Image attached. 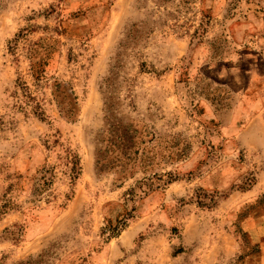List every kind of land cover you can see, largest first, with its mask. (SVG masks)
<instances>
[{"label":"rangeland","instance_id":"obj_1","mask_svg":"<svg viewBox=\"0 0 264 264\" xmlns=\"http://www.w3.org/2000/svg\"><path fill=\"white\" fill-rule=\"evenodd\" d=\"M110 91L163 145L126 178L96 169ZM263 243L264 0H0V264H256Z\"/></svg>","mask_w":264,"mask_h":264},{"label":"trees","instance_id":"obj_2","mask_svg":"<svg viewBox=\"0 0 264 264\" xmlns=\"http://www.w3.org/2000/svg\"><path fill=\"white\" fill-rule=\"evenodd\" d=\"M46 62L36 61L33 65L36 78L41 79L45 72ZM113 76H109L107 84H112ZM56 96L63 111L69 119H73L78 111L77 97L67 82L56 81ZM105 95V126L98 137L96 148V169L98 172L113 171L126 178L127 174L140 167L155 163L163 149L160 137L148 127L143 119L124 116L119 112L120 101L113 91ZM68 152L71 176L80 173V157L72 150ZM178 154V155H177ZM180 158L179 153L171 155V159ZM135 195V191H131ZM201 204H205L199 201ZM129 211H127L128 213ZM123 222V221H122ZM115 231V229H114Z\"/></svg>","mask_w":264,"mask_h":264},{"label":"crops","instance_id":"obj_3","mask_svg":"<svg viewBox=\"0 0 264 264\" xmlns=\"http://www.w3.org/2000/svg\"><path fill=\"white\" fill-rule=\"evenodd\" d=\"M264 244V243H263ZM259 258V259H258ZM257 259H258V261H257V263L256 264H264V252H263V254L260 256V257H258Z\"/></svg>","mask_w":264,"mask_h":264}]
</instances>
